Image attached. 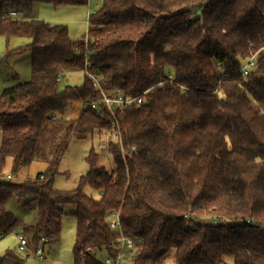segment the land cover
<instances>
[{
    "label": "trees",
    "instance_id": "1",
    "mask_svg": "<svg viewBox=\"0 0 264 264\" xmlns=\"http://www.w3.org/2000/svg\"><path fill=\"white\" fill-rule=\"evenodd\" d=\"M101 1L75 40L67 26L32 14L38 4L89 0H0V37L29 40L6 58L32 55L31 80L0 95V177L9 158L14 172L36 158L47 162L22 185L0 181V235L20 226L30 246L58 241L62 206L72 204L75 264L116 258L122 238L136 241L132 264H264V0ZM254 54L243 76L241 64ZM75 73L84 84L63 88ZM117 95L145 98L116 114L124 152L109 145L107 170L93 146L79 188L57 190L71 139L112 129L110 111L88 104ZM77 103L83 109L68 118ZM20 194L35 196L33 223L7 209ZM8 261L21 264L0 255V264Z\"/></svg>",
    "mask_w": 264,
    "mask_h": 264
},
{
    "label": "rangeland",
    "instance_id": "2",
    "mask_svg": "<svg viewBox=\"0 0 264 264\" xmlns=\"http://www.w3.org/2000/svg\"><path fill=\"white\" fill-rule=\"evenodd\" d=\"M34 9L32 17L46 21L51 24H61L68 27L70 37L78 40L84 37L88 32V13L96 12L101 6V0H89L87 6H61L58 8L49 4H38ZM29 43L25 38H14L7 41L0 37V95L6 88L12 87L18 83H27L32 78V55L30 52H25L21 55H14L6 58L9 51ZM84 84V74L75 73L67 75L62 81L61 86L64 87H80ZM84 105L81 103L75 104L67 111L68 118H76ZM0 132V139H1ZM99 132L95 135L87 137L72 138L69 142L68 149L64 153L60 166L59 173L54 179V186L62 192H70L77 190L80 186L81 179L85 177L89 171L87 157L94 146L101 157L98 160V165L105 166L107 170L113 168L112 156H108V148L101 151L98 146L108 140V134L99 136ZM47 162L42 159H35L30 167H22L17 172L13 170V159L9 158L6 167L3 171L0 181L11 182L16 185H22L26 181L33 180L38 173L45 170ZM12 178L8 179L7 176ZM84 193L95 199L101 197V193L93 190L90 187L84 188ZM37 201L32 194H20L14 196L8 203L7 209L21 223H33L37 216ZM64 217L62 222V232L58 241H50L41 245L44 249V257L39 258L34 255L27 256L20 251L16 232H11L4 238L0 239V255L13 254L21 264H75L73 256V246L76 237L77 219L74 215L75 207L72 204H65ZM20 227V226H19ZM30 250H36V246L32 244ZM105 254L99 255V260L104 263ZM5 264H15L8 261Z\"/></svg>",
    "mask_w": 264,
    "mask_h": 264
},
{
    "label": "built area",
    "instance_id": "3",
    "mask_svg": "<svg viewBox=\"0 0 264 264\" xmlns=\"http://www.w3.org/2000/svg\"><path fill=\"white\" fill-rule=\"evenodd\" d=\"M91 12H89L90 15ZM12 17H17V13L12 12ZM257 55H251L243 60L241 64L240 73L243 76H247L250 71L255 67L257 62ZM217 70L221 71L220 65L217 66ZM99 87V84L96 83ZM145 101L144 97H125L123 95H117L112 98L105 97L99 102H90L88 106H91L92 109L97 110L100 114H102L105 110L110 111L111 115L113 116L114 120L112 123V129L108 133V140L104 141L98 146L99 151L106 149L109 147L111 143H118L121 147V150L124 152L122 146V133L120 129L119 122L115 119L117 112H122L128 107L131 106H141ZM8 179H11L12 176L8 175ZM110 225L113 229H117L120 226L118 215L115 213H111L110 215ZM12 232H16V237L19 243L20 251L24 252L27 256L34 255L39 258L44 257V249L41 245L44 244L45 240H42L41 244L36 248L35 251L30 250V245L28 242L27 237L22 232L21 228L17 226ZM4 238L3 235H0V239ZM136 247V241L131 238H122L121 241H118L114 245V249L119 252L116 258H111L106 256L104 264H132L129 257L133 254V250Z\"/></svg>",
    "mask_w": 264,
    "mask_h": 264
},
{
    "label": "crops",
    "instance_id": "4",
    "mask_svg": "<svg viewBox=\"0 0 264 264\" xmlns=\"http://www.w3.org/2000/svg\"><path fill=\"white\" fill-rule=\"evenodd\" d=\"M69 7H71V6H69ZM36 8H37V6H36ZM36 8H35V9H36ZM35 18H36V17H35ZM36 19H37V18H36ZM71 38H72V37H71ZM5 254H6V253H5ZM5 254H4V255H5ZM44 255H45V253H44Z\"/></svg>",
    "mask_w": 264,
    "mask_h": 264
}]
</instances>
